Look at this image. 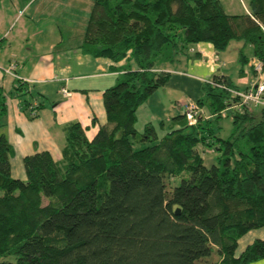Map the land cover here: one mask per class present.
<instances>
[{
    "label": "trees",
    "instance_id": "obj_1",
    "mask_svg": "<svg viewBox=\"0 0 264 264\" xmlns=\"http://www.w3.org/2000/svg\"><path fill=\"white\" fill-rule=\"evenodd\" d=\"M232 42L250 45L252 62L264 64V0H249L247 12L232 15L221 0H94L83 51L127 63L103 92L106 123L92 139L79 122L66 123L60 158L25 156V180L13 178L0 90V264L264 259V239L236 255L244 235L264 229V108L240 106L235 95L249 87L241 91L216 75L192 101L202 111L195 124L182 112L161 139L150 123L135 128L139 106L170 79L166 65L196 44L221 52ZM248 60L241 51L242 68ZM13 95L29 120L39 117L43 101L25 80L17 78ZM212 116L231 119L227 139L203 125ZM200 145L220 152L210 167Z\"/></svg>",
    "mask_w": 264,
    "mask_h": 264
},
{
    "label": "crops",
    "instance_id": "obj_2",
    "mask_svg": "<svg viewBox=\"0 0 264 264\" xmlns=\"http://www.w3.org/2000/svg\"><path fill=\"white\" fill-rule=\"evenodd\" d=\"M92 4L93 0L72 3L67 0L0 1V90L6 98L7 109L2 132L13 148V178L25 180L22 163L25 156L46 151L53 159L60 158L64 124L79 122L87 128L86 136L92 139L99 126L106 123L103 92L117 82L127 62L114 63L83 51V33ZM55 5L63 9L53 19L51 11ZM230 5L229 0V10H232ZM222 6L226 10L223 3ZM247 7L241 3V13L247 12ZM217 58L218 52L209 44L192 46L186 57L180 56L176 63L165 66L170 79L163 88L178 91L184 100L176 104L181 106L192 102L199 88L198 100L203 96V80L216 75L231 80L222 73ZM130 66L135 67L132 62ZM240 70L238 82L246 90L252 83L247 81L244 69L241 67ZM17 78L25 80L30 90L43 101V109L35 120H29L21 112L13 95ZM62 89L66 94L61 92ZM182 112L183 108L179 115ZM256 239H264V229L244 235L238 242L236 255ZM251 264H264V259Z\"/></svg>",
    "mask_w": 264,
    "mask_h": 264
},
{
    "label": "rangeland",
    "instance_id": "obj_3",
    "mask_svg": "<svg viewBox=\"0 0 264 264\" xmlns=\"http://www.w3.org/2000/svg\"><path fill=\"white\" fill-rule=\"evenodd\" d=\"M67 1L72 3L76 2L77 0ZM82 1L86 2L87 0ZM221 1L225 6V11L227 14L241 13V0H230V6L232 7V10H229V0ZM242 1L245 7H247L249 0ZM83 7H86V5L83 4ZM62 9V6L55 5L53 11H51V17L53 19H56ZM67 23L69 24L70 21L66 22V24ZM63 25H65V23ZM241 46V43L232 42L225 51L218 52L216 63L219 64V66L222 68V73L228 75L233 83L237 85L241 89V91H244V86L239 84L238 82V72L242 67L239 61L241 48L243 50V54L249 59V62L243 65L244 72L247 75V81L251 82L252 84H258L264 78L254 77L253 75L254 73L251 69V62L253 59L251 46L247 45L245 48ZM199 91L200 89L198 88L196 97H198V95L200 94ZM177 92L178 91H170L165 87L159 88L152 95H150L148 99L144 103H142L136 111L135 128L138 131L142 132L145 125L150 123L155 127L158 138L161 139V137H163L166 132L169 131L172 126H174V124L172 123V118L178 116L179 111H181V109L183 108V106H181L179 103L176 104V102L184 100L183 97H181ZM196 97L193 99V101H196ZM186 101L187 99L185 100V102ZM203 125L209 126V128L212 129L214 137H219L222 139H227L233 131L232 122L229 117L226 118L223 116L221 119L216 120V117L212 116L209 123H206L204 121ZM198 149L206 167H210L212 164H214L217 156L220 153L216 149L210 150L201 145Z\"/></svg>",
    "mask_w": 264,
    "mask_h": 264
},
{
    "label": "built area",
    "instance_id": "obj_4",
    "mask_svg": "<svg viewBox=\"0 0 264 264\" xmlns=\"http://www.w3.org/2000/svg\"><path fill=\"white\" fill-rule=\"evenodd\" d=\"M253 69L256 73V77L264 78V64L261 62H252ZM63 94H66L65 90H61ZM240 98V106L247 108H264V79L258 84H251L245 92L235 93ZM183 112L189 124H195L197 118L202 114V111L194 102L184 104Z\"/></svg>",
    "mask_w": 264,
    "mask_h": 264
}]
</instances>
